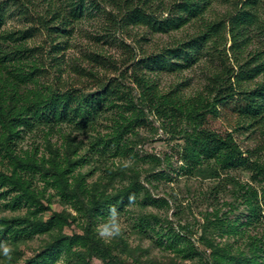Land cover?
Listing matches in <instances>:
<instances>
[{"label": "trees", "instance_id": "16d2710c", "mask_svg": "<svg viewBox=\"0 0 264 264\" xmlns=\"http://www.w3.org/2000/svg\"><path fill=\"white\" fill-rule=\"evenodd\" d=\"M42 1L48 3L49 17L39 15V23L53 34L54 40L71 35L75 23L86 16L89 3L97 2L0 1V157L5 165L0 168V199L8 198L15 192L11 197L15 206L25 203L40 206L42 191L36 189L33 182L38 171L44 176L52 174V180H47L59 187L64 198L70 201L81 199L82 193L87 190L86 181L76 175L73 177L76 188L71 190L69 175L76 170L79 158L76 160L72 156L76 146L65 129L94 130L101 117L114 108L117 111L113 130L94 142L100 153H106V149L113 145L116 148L117 145V153L124 154L127 149L124 133L134 126V122L147 123L149 111L160 116L170 132L184 131L186 146L182 157L191 168L211 173L220 169H242L252 172L255 181H264V0H109L117 11L113 21L123 29L143 26L157 34L171 33L191 25L196 27L187 40L136 60L133 64L135 81L142 89L139 102L120 88L118 81L110 80L90 92L64 83L55 87L41 84L44 70L39 65L35 50L27 45L28 39L35 37L38 26H32L21 34L18 30L8 31L3 27L7 23L9 3L19 6L28 17V3L36 5ZM217 5L225 8L223 13L217 12ZM229 41L231 45L227 48ZM52 47L56 53L63 49L59 41ZM215 52H219L221 58V53H225L222 68L208 76L207 84L193 95L186 96L180 89L165 93L147 75L149 72H181L199 62L205 54L214 60ZM229 53H232L231 57ZM226 59H234L235 64H228ZM119 101L123 102L119 104ZM130 110L131 117L126 114ZM111 112L114 113L113 110ZM217 119L227 125V132L221 133V130L212 127V121ZM184 125L189 126L191 131ZM29 131L43 132L47 146L52 149L51 158L39 159L34 153L22 152L20 141ZM236 132L247 135L255 143L254 147L245 151L235 137ZM55 133L64 136L63 155L50 141L49 137ZM233 180L244 191L242 196L249 207L248 219L242 222L240 217L230 220L217 214L214 215L216 218L206 216L204 234L200 239L212 252L210 258L205 256L204 264H264V232L256 236L248 233L249 226L256 227L262 223L264 186L260 195L252 185ZM135 195L137 189L131 186L121 188L114 196L95 198L88 207L91 220L84 234H76L70 239L66 237L70 244L57 241L50 250L41 253L39 259L28 264H54L63 247H71L75 241L82 242L84 250L76 254L82 261L87 256L100 253L97 249L104 247V242L95 233L93 217L102 219L109 213L122 210L127 199ZM145 221L147 218L142 221L144 226ZM24 222L20 217H0V241L4 237L18 238L15 235ZM30 225H33V230L48 226L40 220H34ZM210 227L222 236L248 237L247 249L236 248L229 239L219 242L208 237ZM194 233L191 226L179 225L170 229L167 239H171L170 246L174 250L203 257L205 251H198L190 239ZM110 253L111 248L106 246L104 258Z\"/></svg>", "mask_w": 264, "mask_h": 264}, {"label": "rangeland", "instance_id": "374dc122", "mask_svg": "<svg viewBox=\"0 0 264 264\" xmlns=\"http://www.w3.org/2000/svg\"><path fill=\"white\" fill-rule=\"evenodd\" d=\"M96 1V4L89 3L86 16L75 23L72 34L58 40H54L53 34L39 23V15L49 17L48 3L44 1L36 5L28 3V17L19 6L9 3L7 23L3 29L18 30L21 34L32 26H38L35 37L28 39L27 45L35 50L39 65L44 70L40 78L42 85L55 87L64 83L90 92L98 90L110 80L115 83L118 81L119 87L128 91L135 102H139L142 89L135 81L133 64L136 60L187 40L196 27L191 25L171 33L157 34L143 26L123 29L113 21L117 11L111 2ZM216 8L217 12L223 13L225 10L218 5ZM57 41L63 49L56 53L52 44ZM256 42L259 44V41ZM230 45L231 41L226 47ZM215 54L214 60L205 54L199 62L181 72H149L147 75L165 93L180 89L186 96L193 95L207 84L208 76L222 68L225 53H221L223 58L219 52ZM226 62L235 64L234 59H226ZM115 111V108L110 109L101 117L95 129L89 132L65 129L66 133L71 134L70 138L76 146L72 156L76 160L79 158L76 170L73 175H69L71 190L76 188L73 178L76 175L86 181L87 190L82 193L81 199L70 201L64 198L59 187L48 182L52 180V174L44 176L41 171L35 172L33 180L36 189L42 191L40 206L30 203L15 206L11 199L15 192L8 198L0 199V217H20L25 220L22 229L15 235L18 238L11 236L1 239L0 264H28L39 259L38 256L50 250L57 241L70 244V237L85 233L91 220L88 207L92 201L107 195L114 196L124 187L134 186L137 195L127 199L122 210L109 213L102 219L93 217L95 233L104 242V247L97 249L100 253L87 256L82 261L80 256L76 257L79 251L84 250L82 242L75 241L71 247H63L54 264H204L205 256L210 258L212 252V249H206L200 239L204 234L206 216L214 217L217 214L230 220L240 217L242 222L247 221L249 207L244 203V191L233 178L240 184L252 185L259 190L260 195L264 181H255L252 172L242 169H220L211 173L191 168L190 163L182 157L186 146L184 131L170 132L160 116L148 111L147 123L134 122V126L128 128L123 135L127 147L124 154L117 153V145L116 148L113 145L106 149V153H100L94 142L99 136L113 130ZM126 114L131 117L132 111H126ZM185 127L191 131L189 126ZM212 127L221 130V133L228 130L220 119L212 121ZM235 137L245 151L255 145L243 133L236 132ZM49 138L54 148L58 147L59 153H64V136L55 133ZM20 149L22 152L34 153L39 159L51 158L52 149L47 146L41 131L26 132L20 141ZM4 167L0 157V168ZM145 218L147 221L144 226L142 221ZM34 220H40L48 226L33 230L30 224ZM179 225L193 228L195 233L190 239L198 251H205L203 257L195 253L186 255L170 246L172 241L167 239L168 233ZM248 228L250 235L264 232V212L262 223ZM207 236L219 242L229 239L236 248L242 249H247L246 242L249 240L248 237L239 239L228 234L222 236L212 227L207 231ZM106 246L111 248V253L104 258Z\"/></svg>", "mask_w": 264, "mask_h": 264}]
</instances>
